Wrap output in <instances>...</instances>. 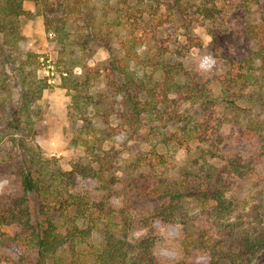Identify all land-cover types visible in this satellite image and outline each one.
Instances as JSON below:
<instances>
[{
	"label": "trees",
	"instance_id": "obj_1",
	"mask_svg": "<svg viewBox=\"0 0 264 264\" xmlns=\"http://www.w3.org/2000/svg\"><path fill=\"white\" fill-rule=\"evenodd\" d=\"M24 1L0 0V75L4 83L8 81L2 90L10 93L9 84L17 89L15 103L9 94L0 100V126L11 137L32 130V106L47 88L46 81L36 75V56L20 51L24 36L19 19L31 16L23 7ZM155 1L158 11L163 1ZM71 2L61 3L69 13H79L86 6L85 2ZM193 2L171 0L164 6L185 22V27L214 22L221 12L215 2L210 6L204 0L197 5ZM247 14L243 33L253 48L242 62L232 63L230 70L218 77L219 95L214 96L205 83L190 78L183 57L171 52L155 34L151 46L134 58L108 61L106 68L115 77L118 97L117 124L100 128L93 123L98 116L90 118L85 112L80 116L84 135L89 137L82 141L83 146L95 167H86L78 174L97 180L102 190H109L122 183L111 177L121 157L130 152V141L138 146L159 138L163 145L176 142L186 148L183 164L174 172L150 162L145 154L131 157L121 166L125 177L120 188L125 200L122 209H109L104 215L102 208L88 209L68 192L77 173L51 167L33 156V148L24 137H12L19 152L8 155L3 168L16 170L22 195L12 199L7 213L0 215V263L6 261L1 254L11 251L14 259L9 264H160L147 240L135 242L130 238L141 208L152 205L153 211L140 221L155 218L177 225V243L187 258L201 252L207 256L206 264H264V187L254 192L248 204H240L234 196L237 185L264 161V116L252 114L253 107L264 108V25ZM86 20L87 26L94 28V17ZM44 25L46 30L61 34L68 27L67 21L46 16ZM91 34L110 52L107 34ZM208 35L216 55L218 38L209 29ZM78 42L83 48L86 45ZM129 61H133L132 68ZM136 67L143 71L139 74ZM67 80L63 86L75 92L71 95L76 103L77 82L70 75ZM101 102L84 103L92 104L94 112L107 119L112 107L100 112ZM216 108H222L223 119L211 131L207 117L198 121L190 113L192 109L210 112ZM225 124L239 127L245 145L244 151L222 159L225 138L221 128ZM37 198L44 202L40 209L34 205ZM13 228L20 232L8 231ZM175 264L200 263L183 259Z\"/></svg>",
	"mask_w": 264,
	"mask_h": 264
},
{
	"label": "rangeland",
	"instance_id": "obj_2",
	"mask_svg": "<svg viewBox=\"0 0 264 264\" xmlns=\"http://www.w3.org/2000/svg\"><path fill=\"white\" fill-rule=\"evenodd\" d=\"M63 1L26 0L23 3L24 9L31 16L19 19L24 36L20 51H28L36 56V75L46 81L47 88L32 106V130L29 133L23 132L21 136L12 137H24L28 147L33 148V156L45 160L51 167L77 173L68 192L90 210L98 211L102 208L101 215H104L109 209L118 211L125 205V200L120 194L125 177L123 178L120 167L126 165L131 157L145 154L150 162L161 163L163 168L167 167L165 170L174 172L183 164L186 149L185 144L176 142L163 145L159 138L138 146L137 143L130 141V152L121 157L117 163L119 168L114 169L115 176L111 177L122 183L109 190H102L97 180L78 174L86 167H95L83 146L82 141L89 137L84 135V122L80 116L84 112L90 118L98 116L93 118V123L100 128L117 124L118 97L115 95L113 80L115 77L112 71L106 68L108 61L112 58H134L135 54H140L151 46L153 41L150 39L155 34L164 41L171 52L179 53L183 57L184 70L190 78L198 83H205L214 96L219 95L218 77L225 75L232 63L242 62L253 48L243 33V24L249 15L247 11L250 12L253 21L264 25V0H204L206 6L215 2L221 12L217 14L214 22H206L204 26L200 24L186 26L187 28L185 22L165 9L164 3L171 0H162L158 11L155 0H77L86 3V6L80 8L79 13H69L61 5ZM68 1L72 3L71 1L76 0ZM191 1H194L193 5L203 2ZM192 11H195V8ZM43 15L49 19L67 21L66 31L61 34L46 30ZM88 16L94 17V28L87 26ZM208 29L218 38L216 55L211 50L213 43L208 35ZM97 31L107 34L110 52L100 41L91 38V33L95 34ZM190 36L192 40H189ZM80 40L86 42L84 48L78 45ZM193 43H197L196 46H193ZM129 62L132 68L133 61ZM136 68L139 74L143 71L139 67ZM69 75L71 80L77 82L76 103H73L71 95L75 92H69L63 86V83L69 80H67ZM3 79L0 75V100L9 94L11 102L15 103L17 89L9 84L10 93L2 90L3 85L8 84V81L4 83ZM100 100L103 107L100 112L112 107L107 119L94 112L96 110L92 104L84 103ZM252 109L253 116H264V108ZM190 113L194 114L198 121L207 117L210 131L218 126L220 119H223L222 108L210 112L192 109ZM238 129V126L228 124L222 126L221 132L225 138L222 159L228 158L231 153L244 151L245 143ZM171 130L179 132L177 128ZM4 131L1 125L0 215L7 213L12 199L22 195L20 178L16 170L9 172L3 168V162L8 159V155L19 152L18 142ZM261 187H264V161L256 164L249 177L237 185L234 196L240 204H248L254 192ZM40 203H44L41 198L34 200V205L38 209L41 207ZM153 209L152 205H144V208H141L139 221L133 225L130 238L135 242L147 240L152 245L153 254L160 264H175L183 259L206 264L207 256L201 252H196L188 258L184 255L177 243L179 235L177 225L164 223L155 218L140 221V218L149 215ZM11 230L12 234L20 232L17 228L8 231ZM96 240L97 236L94 235L93 241ZM1 255L6 261L0 264H9L8 261L14 259L11 251H4Z\"/></svg>",
	"mask_w": 264,
	"mask_h": 264
},
{
	"label": "clouds",
	"instance_id": "obj_3",
	"mask_svg": "<svg viewBox=\"0 0 264 264\" xmlns=\"http://www.w3.org/2000/svg\"><path fill=\"white\" fill-rule=\"evenodd\" d=\"M209 58H206V60H208Z\"/></svg>",
	"mask_w": 264,
	"mask_h": 264
}]
</instances>
